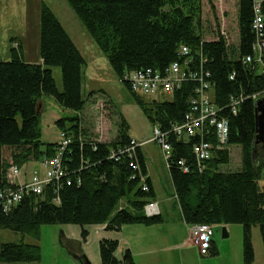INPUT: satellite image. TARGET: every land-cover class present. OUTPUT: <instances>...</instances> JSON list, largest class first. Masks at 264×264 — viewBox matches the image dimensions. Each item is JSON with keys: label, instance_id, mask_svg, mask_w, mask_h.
Instances as JSON below:
<instances>
[{"label": "trees", "instance_id": "trees-1", "mask_svg": "<svg viewBox=\"0 0 264 264\" xmlns=\"http://www.w3.org/2000/svg\"><path fill=\"white\" fill-rule=\"evenodd\" d=\"M66 2L118 78L125 71L137 68L162 70L178 59L180 45H187L193 51L201 48L207 58L205 67L211 75L214 103L224 107L221 113L228 118L227 147L215 150L206 168L198 172L191 154V146L198 138L176 140L171 136L169 175L183 221L187 224H241L243 262L251 264L254 259L252 226L260 227L264 241V191L258 181L264 174V143L254 145V101L244 99L236 114H232L226 104L230 96H248L257 91H263L264 95V77L250 71L240 60L251 51L252 0H238L239 44L229 48L221 38L203 40L201 0ZM38 37V62L25 60L21 45L12 46L11 58L0 61V186L6 185L5 171L9 166L20 167L55 153L57 142L41 141V94L51 95L62 108L77 112L85 104L82 95L85 59L44 2L39 7ZM51 66L60 68L62 90L57 88ZM233 71L235 77L230 79ZM195 86V82L187 80L172 93H160L159 99L149 101L127 88L152 125L166 129L182 121ZM66 120L71 123L67 125ZM55 124L71 139L63 156L70 183L62 178L58 204L52 201L54 187L46 184L41 194L24 195L9 213L0 210V229L36 236L41 224H105V229L118 231L123 225H152L164 221L161 213L147 216L144 212V205L152 201L155 194L140 147H136V168L129 165L131 159L127 153L110 157L112 150L125 146L131 139L122 116L117 136L110 142L86 137L79 116L60 117ZM209 139L214 141L212 137ZM230 145L240 147V168L220 171L219 165L230 161ZM257 153L262 154L258 163L255 162ZM180 158L193 165L190 171L182 172L174 163ZM139 172L146 176L147 190L142 189ZM81 235L85 239L87 231L82 229ZM118 244L117 239L99 240L100 264H135L129 249H125L121 259L115 257ZM211 252H217L214 242ZM39 259L38 245L13 241L0 244V264H32Z\"/></svg>", "mask_w": 264, "mask_h": 264}, {"label": "rangeland", "instance_id": "rangeland-1", "mask_svg": "<svg viewBox=\"0 0 264 264\" xmlns=\"http://www.w3.org/2000/svg\"><path fill=\"white\" fill-rule=\"evenodd\" d=\"M41 2L51 8L85 59L82 77V95L85 98V104L81 111L64 109L57 104L53 96L41 94L39 98L41 141L59 143L60 129L55 121L60 117L79 116L86 137H96L100 130L101 138L110 142L117 136L119 117L122 116L127 123V133L141 146L156 198L160 201L159 208L164 217L163 223L154 225L159 227H151L149 230L160 228L158 231L162 233L160 238L167 239V242H172L175 246L173 250L155 249V252L147 256H137L134 258L136 263L244 264L241 224L213 225L212 241L215 242L216 253L200 255L197 247L191 244L189 227L184 223L177 206L162 149L158 143L148 141L153 136L152 123L134 101L127 86L112 71L106 56L98 49L66 0H0V61L9 60L10 48L12 46L18 48V45H21L25 60L34 62L40 60L38 31ZM222 12L225 25L231 30L229 31L231 40L238 42V0H222V3H218V0H201L202 37L204 39L212 37L210 30H214L215 26L219 27ZM51 70L57 88L62 90L60 68L51 66ZM143 98L149 101L160 97L159 95H143ZM98 101H103L100 119L97 118L96 109H94ZM69 123L71 122L66 120V124ZM228 149L230 161L219 165L220 171H236L240 168L239 145H230ZM261 156L262 154L258 153L255 155L256 163ZM39 164L40 159L28 161L20 166L21 174H26L22 176V180L26 179L33 169H40ZM258 181L264 191V174ZM134 225H126L122 233H116L114 230L100 229L97 224L83 226L71 223L41 224L36 236L11 229H0V244L13 241L38 245L40 259L32 264H81L74 255L82 254L86 256L90 264H100L99 240L120 238V245L114 255L117 259H121L127 248L126 239L134 242V239L129 237V229H127L134 228ZM138 226L142 230L150 228L149 225L139 224ZM224 227L227 235H223ZM82 229L87 231L85 239L81 235ZM251 243L254 252L251 264H264V241L258 225L251 227Z\"/></svg>", "mask_w": 264, "mask_h": 264}, {"label": "built area", "instance_id": "built-area-1", "mask_svg": "<svg viewBox=\"0 0 264 264\" xmlns=\"http://www.w3.org/2000/svg\"><path fill=\"white\" fill-rule=\"evenodd\" d=\"M218 3H222V0H218ZM252 11L253 15L250 22V30L253 35L251 51L243 54L240 60L250 71L264 77V0H252ZM223 12L219 27L216 28L215 26L214 30H210L212 37L209 39L203 38V40L217 41L221 38L226 47H238L239 41L236 42L230 38L231 34H229V31L231 30L225 25ZM177 55L178 59L171 61L162 70L151 67L127 70L119 80L125 83L131 91L141 95L170 94L179 89L184 81L195 82L196 86L193 95L188 100V110L184 114L182 121L173 123L166 129H162L158 124H153V136L148 141L159 144L167 168H169L172 162L170 161L172 148L170 137L173 136L176 140H183L196 136L198 139L191 146V154L195 168H197L198 172H202L206 168L207 160L214 151L227 147L228 118L221 113L224 107L214 103L211 75L205 67L207 58L203 55L201 48L193 51L187 45H180ZM234 77L235 71L229 75L230 79ZM260 97H264L263 91H257L248 96L242 94L230 96L226 106L232 114H236L238 105L244 99L251 98L255 103ZM102 102L98 101L94 105L98 119L102 117L100 112L103 106ZM98 133L99 135L96 136V139L105 141L101 138L100 130H98ZM60 136L61 140L56 146L55 153L50 157L41 158L40 169H33L26 179L22 180V176L26 174H21L19 166L11 165L6 169V185L0 186V210L3 213H9L22 201L24 195L41 194L46 184H51L54 187L55 196L52 201L55 204L59 203L58 187H61L62 178L67 177L63 156L71 142V139L64 132H60ZM206 137L208 139H205ZM211 137L214 141H210L209 138ZM138 146L140 147L138 142L131 138L125 146H119L117 150H112L110 157H114L115 154L127 153L131 159L129 165L136 168L138 164L135 156L136 147ZM174 163L185 173L190 171L193 166L191 163H187L184 158H180ZM139 178L142 182V189L147 190L146 176L139 172ZM66 183H70L68 178H66ZM144 212L147 216L157 215L159 210L156 202L149 201L146 203ZM189 229L191 243L197 247L199 254L206 255L212 245L213 225L207 222L193 223L190 224Z\"/></svg>", "mask_w": 264, "mask_h": 264}, {"label": "crops", "instance_id": "crops-1", "mask_svg": "<svg viewBox=\"0 0 264 264\" xmlns=\"http://www.w3.org/2000/svg\"><path fill=\"white\" fill-rule=\"evenodd\" d=\"M80 125H81V122H80ZM81 127H83V126L81 125ZM140 151H141V153L143 155L141 146H140ZM143 157H144V155H143ZM144 159H145V157H144ZM145 166H146V174H147V176L149 177V179L151 181V185H152V188H153V191H154L153 182H152L151 176L149 175L148 167H147L146 162H145ZM167 169H168V172H169V168H167ZM169 177H170V175H169ZM170 181H171V179H170ZM171 184H172V182H171ZM172 188H173V192H174L173 185H172ZM154 194H155V191H154ZM174 197L176 199L177 206H178V208L180 210V206H179L177 197L175 195V192H174ZM152 201L156 202L158 210H159V213L162 214V212H161V210L159 208L160 201L156 198V194L153 197ZM180 213H181V211H180ZM158 224L149 225L150 228H147L148 230H145V229L142 230V228H140V226H138L139 224H135L133 226L134 228H127V229H129V233H128L129 237L133 238L134 242L131 241L130 239H126L127 240V245H126L127 248L126 249H129L132 252L134 258L137 257V256H147V255L151 254L152 252H155V249H159V250H173L175 248V246H174V244H172V242H167L166 241L167 239L166 240H162L160 238V237H162V233L158 232L160 228H156V230H149V229H151V227H159V226H154V225H158ZM185 224L190 228V224H187V223H185ZM140 225H142V224H140ZM97 226L100 227V229H105V224H97ZM125 227H126V225H123L120 230L116 231V233H122L123 230L125 229ZM189 231H190V229H189ZM131 232H133V233H131ZM117 240H118V243H119L118 246H119L120 245V238L117 239ZM189 241H190V239H189ZM162 242H166V243L165 244H161ZM212 242H214V241H212ZM157 244H160L162 246L159 247ZM211 247H212V245H211ZM210 252H211V248L209 249L207 254H209ZM135 264H137L136 261H135Z\"/></svg>", "mask_w": 264, "mask_h": 264}, {"label": "water", "instance_id": "water-1", "mask_svg": "<svg viewBox=\"0 0 264 264\" xmlns=\"http://www.w3.org/2000/svg\"><path fill=\"white\" fill-rule=\"evenodd\" d=\"M256 110V129L254 145L264 143V97H260L255 102ZM223 235H227L225 227L223 228ZM81 264H90L85 255H74Z\"/></svg>", "mask_w": 264, "mask_h": 264}]
</instances>
